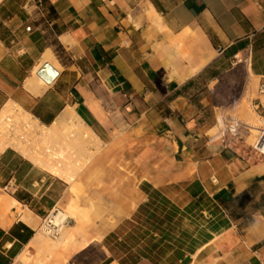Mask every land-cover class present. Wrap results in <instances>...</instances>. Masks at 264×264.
Listing matches in <instances>:
<instances>
[{"label":"crops","instance_id":"obj_1","mask_svg":"<svg viewBox=\"0 0 264 264\" xmlns=\"http://www.w3.org/2000/svg\"><path fill=\"white\" fill-rule=\"evenodd\" d=\"M226 78L264 83V0H0V111L50 127L74 108L103 144L72 184L0 152L22 210L0 221V264H264V158L210 141ZM58 208L87 244L40 259Z\"/></svg>","mask_w":264,"mask_h":264},{"label":"bare ground","instance_id":"obj_2","mask_svg":"<svg viewBox=\"0 0 264 264\" xmlns=\"http://www.w3.org/2000/svg\"><path fill=\"white\" fill-rule=\"evenodd\" d=\"M45 60L54 63L57 67L54 69L58 70V65L52 55L46 57ZM51 66L44 65L40 70L39 67H36L32 76L33 80L30 82L38 81L42 85L36 79V75L48 84L52 82L58 71L56 72ZM249 70L251 69L249 68ZM83 122L74 108H68L52 126L43 127L20 107L8 103L0 111V149L3 151L13 149L55 177L72 181L91 160L93 152L88 147L92 146L99 151V147L102 145ZM21 211L20 205L15 200L7 196H0V221L3 224L9 222L7 213L14 217ZM52 216L53 223L57 226L67 218L60 211ZM70 231L63 230L57 238L59 241L54 244H49L50 242L47 243L45 240V251L50 254L60 248H71L75 245L78 248H83L87 244L86 241L81 244L75 243L74 233ZM43 233L48 236L46 232L43 231ZM39 237L43 241L42 236L39 235ZM20 261L23 264L34 262L26 254L21 257Z\"/></svg>","mask_w":264,"mask_h":264},{"label":"rangeland","instance_id":"obj_3","mask_svg":"<svg viewBox=\"0 0 264 264\" xmlns=\"http://www.w3.org/2000/svg\"><path fill=\"white\" fill-rule=\"evenodd\" d=\"M259 88L260 86H259L258 81H252V79H243L242 81H237L235 79L232 80L230 78H226L224 82V89H225L224 101L226 104V108H233V110L226 113L225 121L236 119L244 123H247L254 128L256 127L262 128V126L264 128L263 121L255 113V110L252 105V101L260 95ZM214 135H217V133ZM257 136H258L257 129H250V131L247 134H245L243 138L245 145L247 147H251L255 143ZM102 146L103 144L100 145L99 150L102 148ZM90 147L92 146H89L88 149L91 150L93 152V155L95 156L98 151ZM2 151L3 150L0 149V152ZM93 155L90 159L94 157ZM78 177L79 175H77L75 179H72V181H69L67 179H62V180L68 182L69 184H72ZM0 195H5V191L0 190ZM56 210L64 213L69 218L70 222H69L68 227L65 229V232L70 231L73 226V220L71 219V213L68 210H63L61 208H58ZM8 214L9 213H7V215ZM49 214L47 216H49ZM47 216L44 218V220L47 218ZM39 235L42 236V238L46 240L47 243L50 242L49 244H54L55 242L59 241L58 239H52L51 237L45 235V233H43L42 226L40 228ZM40 259H46V260L51 261L52 258L49 255V253L46 252V255H43V257Z\"/></svg>","mask_w":264,"mask_h":264},{"label":"built area","instance_id":"obj_4","mask_svg":"<svg viewBox=\"0 0 264 264\" xmlns=\"http://www.w3.org/2000/svg\"><path fill=\"white\" fill-rule=\"evenodd\" d=\"M259 93L264 95V83L261 84L259 88ZM263 123L264 120L260 118ZM250 129H257L258 136L255 143L249 147L252 151L253 156H258L264 158V128H254L251 125L244 123L240 120L231 119L225 121L222 124V127L217 135H215L210 141H221L224 146H227L231 141L244 143V136L247 134ZM245 144V143H244ZM59 211L54 210L47 218L44 220L42 225V230L48 234L52 239H57L63 230H65L69 225V218H65L60 225H55L53 223V214H58Z\"/></svg>","mask_w":264,"mask_h":264}]
</instances>
